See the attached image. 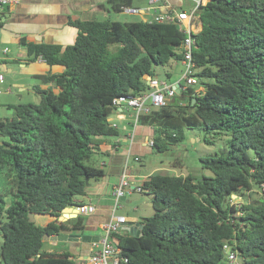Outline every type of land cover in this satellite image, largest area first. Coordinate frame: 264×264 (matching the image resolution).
<instances>
[{
	"label": "trees",
	"instance_id": "1",
	"mask_svg": "<svg viewBox=\"0 0 264 264\" xmlns=\"http://www.w3.org/2000/svg\"><path fill=\"white\" fill-rule=\"evenodd\" d=\"M196 13L193 56L204 89L176 94L138 123L153 127L157 153L182 142L187 129L205 131L208 143L226 135L228 151L200 157L211 175H150L144 186L154 213L142 217L140 234H113L128 259L120 264H230L227 243L242 264H264V0H201ZM68 23L77 35L67 45L20 39L30 60L51 68L39 76L47 87L34 88L41 100L10 104L13 116L0 119V170L15 187L10 200L0 192V264H76L69 251L43 250L45 235L86 232L85 215L59 217L106 174L94 156L104 137L119 133L110 120L116 99L148 91L155 66L183 59L186 33L174 23ZM241 191L248 199L236 202ZM30 213L50 219L31 221Z\"/></svg>",
	"mask_w": 264,
	"mask_h": 264
},
{
	"label": "crops",
	"instance_id": "2",
	"mask_svg": "<svg viewBox=\"0 0 264 264\" xmlns=\"http://www.w3.org/2000/svg\"><path fill=\"white\" fill-rule=\"evenodd\" d=\"M170 1L182 6L185 0ZM190 1L193 3L194 0ZM149 2L151 6V0ZM181 8L185 9L183 6ZM108 10L109 4L107 0H19L13 5L1 7L0 16H2L3 24L0 26V73L4 74V71L20 72L23 75L31 76L36 82L31 85L18 83L16 86L19 87V92L21 91L18 94V98L23 99L26 91H36L34 89L35 86L47 87V85L42 83L39 76L47 73L51 68L43 58H38L34 61L29 59L28 48L20 43L22 37L34 42L46 41L67 45L74 42L77 35V29L68 23L70 18L91 19L90 16L93 14ZM161 11H165V9L158 10V12ZM153 12L154 15L158 13L154 10ZM147 18L145 17V19ZM201 26L202 23H200L199 31ZM12 42L17 45L14 51L10 47ZM5 47L9 48L7 53L3 52ZM52 69L56 71L58 67L54 66ZM38 80L40 83L37 82ZM5 81L6 76L4 74V80L0 81V94L7 95L12 93V90L10 89L11 84L4 85ZM19 103H22V101L7 105L9 107L10 104ZM114 117L115 119L111 117L110 120L112 124H117L116 128L119 133L104 137L100 149L95 154L97 158H94L96 164L104 168L106 174L101 180L95 181L90 185L94 196L88 195L89 188H87V194L84 195L87 200L78 201L79 203H92L97 207L95 213L85 215L86 232L84 234L97 236L98 239L104 235V224L111 219L113 214L118 215L119 208H115L114 202L116 201L113 189L120 180L127 156L131 154L141 157L143 154L153 151L148 142L153 139L154 129L149 125L136 124L133 109L118 107ZM132 132H134L135 136L133 141L129 138ZM143 166L144 162L141 159V162L133 164L130 172L136 176L149 178L153 171L145 173ZM158 169L156 168L155 170ZM178 174H184V172ZM122 201H125L129 208L122 205L120 206L121 210L128 212L133 209L139 213L130 215L129 213L121 212L119 214L127 216L135 223L141 222L142 217H148L154 213L150 208V205H152L151 199L145 201L141 196L135 195V192L124 197ZM40 217L42 216L36 217V220L41 223H45L50 219L46 217L41 220ZM67 217L68 220L66 221L72 219L71 216L67 215ZM121 232L130 231L123 228ZM95 241H82V239L79 241L53 240L50 238L44 240L43 250L58 253L69 251L72 254L71 258L75 260L76 264H90L88 258L96 249Z\"/></svg>",
	"mask_w": 264,
	"mask_h": 264
},
{
	"label": "built area",
	"instance_id": "3",
	"mask_svg": "<svg viewBox=\"0 0 264 264\" xmlns=\"http://www.w3.org/2000/svg\"><path fill=\"white\" fill-rule=\"evenodd\" d=\"M19 0H0V8L10 6L17 3ZM195 5L191 11L181 8L180 5L172 3L170 0H151L152 5L148 8L141 9L138 7H126L125 10L129 13H143L148 15L149 10L165 9V11L158 12L154 21L168 22L179 25L186 33L182 44L184 66L183 72L177 80L168 81L166 79H159L158 77L149 80L150 89L139 94L121 95L116 99L119 107H126L133 109L135 123H138L141 114L150 113L153 108L160 107L167 104L170 99L180 92L187 91L190 87H197V90H202L200 85V78L198 76L199 67L194 60L193 48L195 46L194 34L199 31L201 20L197 15V8L201 0H194ZM145 20H149L148 18ZM1 33V29H0ZM9 51L8 47L3 49L4 53ZM4 80V74L0 73V81ZM117 127V124H113ZM131 141L134 140V132L129 136ZM153 139L149 140V144H153ZM141 161L139 155L129 154L124 162L123 170L119 182L114 186L113 194L116 200L115 208L121 206L122 198L134 192H146L148 189L144 186V182L148 179L142 176L133 175L130 172L134 163ZM77 207L79 214L90 215L96 212L97 207L92 203H78ZM68 216H71L68 213ZM130 221L125 215L113 214L111 219L104 224V235L99 240L94 242L96 249L91 253L88 260L90 264H120L121 260L128 259L121 255V248L116 244L113 234L122 231L124 225ZM229 262H235L238 254L230 248L227 243L224 246Z\"/></svg>",
	"mask_w": 264,
	"mask_h": 264
},
{
	"label": "rangeland",
	"instance_id": "4",
	"mask_svg": "<svg viewBox=\"0 0 264 264\" xmlns=\"http://www.w3.org/2000/svg\"><path fill=\"white\" fill-rule=\"evenodd\" d=\"M194 5H195L194 1L192 3L190 0H185L182 4V6L188 11H191ZM149 6H150L149 0H133L132 3V7L148 8ZM148 12H149L148 15H144L143 13H129L126 10L116 11L109 8L108 11L97 12L90 17L91 19H100V20L108 19V20H116V21L118 20L123 22L138 21L141 19H145V17H148L149 20L154 19L155 15L153 10H149ZM16 46L17 45L15 42L10 43V47L13 51L16 49ZM183 69L184 66L180 61L178 62L172 61L167 65L155 66L157 77L159 79H166L168 81H174V79L177 80L182 74ZM4 74L6 76V81L4 85L11 84L10 89L12 90L11 91L12 93H9L7 95L0 94V119L9 118L13 116L14 110L8 107L7 104L9 103H17L19 101H22V103H28V102L38 103L41 100L40 94L33 90H31V92L26 91L23 99L18 98V94L21 93V91L19 92V87L16 85L18 83H23L26 85H31L33 83H36L31 76L23 75L20 72L14 73L8 71H4ZM167 74L172 75L171 78L172 80L167 78ZM37 82L40 83L39 80ZM112 117L115 119L114 116ZM206 136L207 134L205 133V131L202 130H188V129L185 130L184 140L182 142L169 146V150L162 153L150 151L143 154L141 156L142 157L141 159L144 162L143 171L145 173H149L152 171L154 173L158 171L162 173H171L176 175L182 172H184V174L192 173L195 176H201L204 174L211 175L212 174L211 170L203 168L202 163L200 161V157L226 154L228 151V144L226 142L227 136L223 135L220 137L218 136L216 138H213L212 143H208L205 141ZM208 137L212 139L211 135H208ZM94 158H97V156L95 155ZM156 168L159 169L155 170ZM165 169H169V170H165ZM14 188L15 187L12 181V176L6 173V169L4 171L0 170V192L7 194L9 193L6 196V199L10 200L11 192ZM88 188H89L88 195L94 196L91 187L89 186ZM135 195L141 196V198L144 199L145 201H148L151 198V196L145 192H135ZM233 197L234 199H236V202L246 201L248 199V192L241 191L239 192V195L236 194ZM75 200L86 201L87 198L84 196H77ZM120 203L121 206L123 205L129 208V205L125 201H120ZM118 208H119L117 212L118 214L121 212L129 213L130 215L139 213L133 209L127 212L126 210L123 209L121 210L120 206ZM150 208L152 209V211H154L153 205H150ZM40 218L41 220H44L46 216H42ZM2 241H3V236L0 233V248ZM229 263L242 264L239 256L235 262H229Z\"/></svg>",
	"mask_w": 264,
	"mask_h": 264
},
{
	"label": "water",
	"instance_id": "5",
	"mask_svg": "<svg viewBox=\"0 0 264 264\" xmlns=\"http://www.w3.org/2000/svg\"><path fill=\"white\" fill-rule=\"evenodd\" d=\"M149 83V81H148ZM177 91L180 93L179 88H177ZM195 98L193 100V103L195 102ZM236 194H233V196H235ZM123 199V198H122ZM76 204L73 205H69L67 207H65L63 209L62 215L59 217L60 221H66L68 220V213L71 214V218H75L79 215V211L77 209V207H74ZM30 216V220L31 221H36V216L33 213L29 214ZM124 229L129 230L130 233L132 234H140L142 229H143V224L141 222H134L132 220L128 221L124 227ZM53 239V240H69V241H79L80 239H82V241H92V240H96L97 241V236H92L89 234H82L79 232H75V231H71V232H61V233H57L54 235H49L46 234L44 237V240H48V239ZM99 240V239H98Z\"/></svg>",
	"mask_w": 264,
	"mask_h": 264
}]
</instances>
